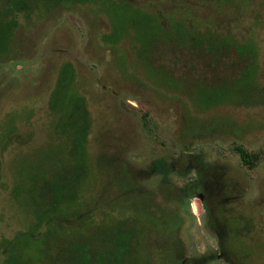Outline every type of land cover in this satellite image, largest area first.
Here are the masks:
<instances>
[{"label":"rangeland","instance_id":"1","mask_svg":"<svg viewBox=\"0 0 264 264\" xmlns=\"http://www.w3.org/2000/svg\"><path fill=\"white\" fill-rule=\"evenodd\" d=\"M108 32L117 42L103 40ZM11 38L0 52V264H52L70 238L99 243L120 217L99 221L111 205L130 216L136 264H264V0H89L23 22ZM179 42L236 45L228 57L246 70L199 105L197 75L163 52ZM244 51L248 60L236 56ZM63 61L89 113L78 188L92 212L63 204L59 227L34 229L29 176L69 161L46 106ZM235 145L255 154L251 165ZM7 182L17 186L10 200ZM209 191L229 215L220 241L202 199Z\"/></svg>","mask_w":264,"mask_h":264},{"label":"trees","instance_id":"2","mask_svg":"<svg viewBox=\"0 0 264 264\" xmlns=\"http://www.w3.org/2000/svg\"><path fill=\"white\" fill-rule=\"evenodd\" d=\"M86 1L89 0H1L0 52H4L5 54L9 50L11 37L14 36L16 28L23 22L36 19V17L44 12L57 6H72ZM102 38L107 42L113 43L118 40V38H111L109 32L108 34H103ZM179 43L182 44L181 42ZM179 43L164 46L163 52L165 57L168 56L171 58V61L173 59L174 66L179 64L182 68L197 75L196 99H198L199 105L202 104V101L205 105H209L213 102L214 97H220L222 95V87L236 79V75L242 74L246 70L247 64L240 68L239 59L228 57L231 50L236 51V45H220L215 50H210L195 46L191 47V45L184 46V44L180 45ZM245 51L243 53L236 52V56H244L248 60L249 56H247ZM202 70L205 72L202 73ZM233 72L235 75L233 74L231 78H225L227 74ZM207 76L210 81L213 77H222L215 80L216 82H210L206 80ZM209 84L214 86H209ZM46 106L54 119L49 126L50 134L52 136L57 134L58 138L62 136L69 142L67 148L69 161L65 163L61 158H58L57 161L60 164V169L53 174L45 171L38 178L34 174L29 176L30 182L25 188L26 192L32 195L30 198H33L31 199L33 201V209L31 210L32 217L30 224L34 229H38L43 225L47 229L59 227L62 220L56 218V215L61 213L60 206L63 204L67 205L72 213H74L73 211L76 214L77 212L78 214L86 213V216H88V213L92 212L91 207L81 205L83 193H80L78 188L79 179L84 177L88 171L84 153L89 128V113L83 96L75 88L74 68L69 61H63L59 64ZM12 127V124L9 125L7 130L11 132ZM54 138L57 137L54 136ZM1 145L3 147V142H1ZM75 149L77 152H75ZM233 149L237 152L241 161L247 165L253 163L256 157L255 154L247 152L239 145H235ZM223 179L222 184L224 185L225 180ZM219 182L220 180H217L213 187H217L220 184ZM38 183L40 185L36 196H33L32 192L36 189ZM17 184L21 185L20 182H17ZM6 186H9L8 182ZM14 187L17 186L12 185L11 188H7L8 200L12 197L11 189ZM44 199H46L44 204H40V201ZM202 199L214 221L218 240L220 241L222 237L221 231L224 230V218L229 217L226 214L225 202L217 199L216 195L211 196L210 191L206 195L203 193ZM100 208L103 214H101L102 218H99V221L105 219V213L112 215L114 211L120 217H115V221H112L109 226V231L103 230V236L99 243H96L97 240L95 239L94 241L92 238V241L89 239L83 241L84 239L77 240L70 238L67 241V246L59 249L50 258L52 264L57 261L60 264H124L125 262H129L131 259L129 241L135 231L131 227L129 214L125 209L114 208L112 205L108 210H103L104 207ZM236 220L239 222L246 221L241 215H238ZM250 229H252L251 223L243 227V230L240 228L238 232L241 234ZM130 263L136 264L133 260H130Z\"/></svg>","mask_w":264,"mask_h":264}]
</instances>
